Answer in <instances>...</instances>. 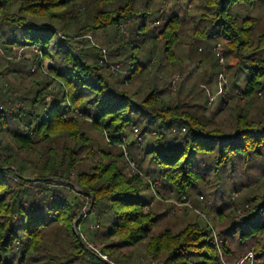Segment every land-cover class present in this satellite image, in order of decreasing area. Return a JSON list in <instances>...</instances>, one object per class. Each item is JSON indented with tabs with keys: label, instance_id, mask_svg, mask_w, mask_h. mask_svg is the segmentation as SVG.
Returning <instances> with one entry per match:
<instances>
[{
	"label": "trees",
	"instance_id": "1",
	"mask_svg": "<svg viewBox=\"0 0 264 264\" xmlns=\"http://www.w3.org/2000/svg\"><path fill=\"white\" fill-rule=\"evenodd\" d=\"M258 1L202 0L197 38L228 40L225 53L247 72L246 103L224 130L191 111L196 104L166 99L165 84L151 80L158 38L173 64L180 23L170 16L156 32L151 0H0V50L38 49L37 73L27 58L0 70V264H104L80 231L91 215L110 260L142 247L145 264H225L235 254L228 240L264 260V181L228 185L225 177L264 165V114L251 116L264 92V31L252 15ZM77 2L86 5L84 17L69 15ZM96 32L112 33L113 42L103 48L82 39ZM203 100L205 108L208 96ZM208 186L241 192L234 212L215 215L220 239L195 213L183 227L157 232L152 191L183 202Z\"/></svg>",
	"mask_w": 264,
	"mask_h": 264
},
{
	"label": "rangeland",
	"instance_id": "2",
	"mask_svg": "<svg viewBox=\"0 0 264 264\" xmlns=\"http://www.w3.org/2000/svg\"><path fill=\"white\" fill-rule=\"evenodd\" d=\"M18 3L14 1L9 6V11L15 14L17 11ZM258 8L253 10L252 15L258 16L260 19L261 31H264V0L258 1ZM69 13L72 17H84L86 5L81 2L73 4ZM151 10L154 12L157 20H159L154 26L156 32L162 28L164 20L170 16L178 17L180 23L178 25V44L174 51V63H168L165 57L162 55L163 41H160L158 45L157 57L153 58L150 68L152 79L157 78V88H161L165 84L164 97L168 100H180L181 103L185 102L187 105L196 104V107H192L190 110L197 112L198 115L203 114V118L210 119V128L218 127L220 129H228L234 122V109L236 106H242L246 103V98L242 95V86L245 83L247 72L240 70L238 61L232 55L226 54L223 44L227 42L212 43L211 45L204 44L197 38V35L203 29V25L200 24V16L204 13L202 7V0H151ZM32 35V33H31ZM87 40L90 45L105 48L108 42H113V34L105 35L103 33H92L82 37ZM1 47V46H0ZM219 48V50H217ZM2 49V48H1ZM219 51V52H217ZM218 53V55H217ZM5 58V59H4ZM27 58L30 61L29 70L32 74L37 73L38 65L35 64V53L31 48L25 49L19 57V53L15 51L12 55H5L4 50H0V70L8 62L16 61L21 62L22 59ZM15 59V60H14ZM162 64L158 71H155L157 61ZM200 65L197 67V64ZM48 64V61H44V67ZM35 65L34 69L33 66ZM47 67V66H46ZM230 67V69H228ZM242 69V68H241ZM237 70L236 79H232L233 73ZM35 76V75H33ZM32 76V77H33ZM173 76H179V82L176 83L175 89L171 88V79ZM31 77V78H32ZM2 82H10L16 84L17 81L12 76L2 75ZM138 82L136 85H139ZM183 83L184 90L182 94H178V85ZM138 88V87H137ZM135 89V88H134ZM208 96V104L204 106V96ZM225 101L224 110L218 112L221 101ZM264 114V92L259 93L254 98V104L251 109V116L255 117ZM183 133V132H182ZM133 138V135L130 136ZM264 169V165L258 164V162L252 164L247 169H238L234 177L231 173L225 175L229 177L228 182L236 181L239 183L243 178L246 179H262L264 181V174H260V171ZM214 185V182H211ZM206 191L196 195V200L191 198L189 200H183L180 202L174 197H166L160 199L157 194L153 195L149 210L154 211L159 217L158 231L164 228H180L186 225L187 222L194 219V213L197 214L200 219L206 224H209L213 229L214 234L217 235V239H220L219 232L224 227L219 225L215 219L216 213L229 214L234 212L238 198L241 196L240 191H234L228 188L224 194L220 191H213L211 187H206ZM160 192L164 193L160 188ZM198 199V200H197ZM250 208V207H249ZM86 210L85 212H87ZM244 214V210L238 211V216ZM97 215H91L80 227L82 237L90 244L98 247L99 249L104 246V242L101 241V230L95 228L96 225H100ZM229 218L223 217V222H227ZM99 223V224H98ZM227 224H224V226ZM231 249L235 250V254L232 256V261L223 257L225 264H264V260H259L253 249L249 246H244L238 250V245L234 241H230ZM120 260L115 261L116 264H145L143 248H128L120 251Z\"/></svg>",
	"mask_w": 264,
	"mask_h": 264
},
{
	"label": "built area",
	"instance_id": "3",
	"mask_svg": "<svg viewBox=\"0 0 264 264\" xmlns=\"http://www.w3.org/2000/svg\"><path fill=\"white\" fill-rule=\"evenodd\" d=\"M32 49V51L35 53V55L38 53V49L35 48V47H30ZM25 50V48L23 47H20L18 48L16 51L19 53V57H20V54ZM219 50V48L217 49ZM219 52V51H217ZM218 54V53H217ZM36 57V56H35ZM38 62V57H36V60H35V64H37ZM35 65L33 66V69H34ZM46 65L45 67L43 66V69H46ZM42 69V68H41ZM179 82V76H173V78L171 79V88L172 90L175 89V86H176V83ZM186 200L185 197H183V200ZM95 228H99V225H96ZM84 243L86 244V246L88 248H90L102 261L104 264H116L115 262H113L112 260L109 259L108 255L102 253L100 251V249L92 244H90L89 242H87L85 239H84Z\"/></svg>",
	"mask_w": 264,
	"mask_h": 264
},
{
	"label": "water",
	"instance_id": "4",
	"mask_svg": "<svg viewBox=\"0 0 264 264\" xmlns=\"http://www.w3.org/2000/svg\"><path fill=\"white\" fill-rule=\"evenodd\" d=\"M79 220V219H78ZM78 220L76 221V223H75V229L77 228L76 226H77V222H78Z\"/></svg>",
	"mask_w": 264,
	"mask_h": 264
}]
</instances>
